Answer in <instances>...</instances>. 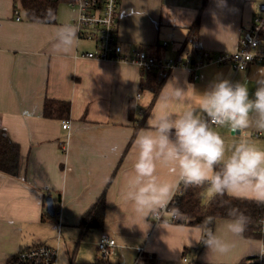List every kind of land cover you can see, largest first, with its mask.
Returning <instances> with one entry per match:
<instances>
[{
	"label": "crops",
	"instance_id": "obj_1",
	"mask_svg": "<svg viewBox=\"0 0 264 264\" xmlns=\"http://www.w3.org/2000/svg\"><path fill=\"white\" fill-rule=\"evenodd\" d=\"M261 1L208 0L199 11L202 0H119L117 38L125 52L138 47L156 58L180 57L191 51L187 34L200 13L195 47L212 55L233 52ZM133 8L135 15L127 14ZM14 10H18L19 20ZM70 15L73 21L76 10L62 3L52 22H32L21 0H0V129L19 145L21 157L16 177L0 172V264H6L22 248L39 243L52 246L44 230L56 225L58 219V240L64 225L78 229L82 214L104 190L102 227L90 231L92 260L86 258L87 244H75L71 264H92L96 243L104 233L115 241L116 256L111 261L119 264H133L140 251L152 264H240L249 258L264 264V238L236 239L226 255L208 252L205 246L197 251L199 243L192 240L196 227L154 223L152 216L147 223L134 221L130 205L123 199L132 163V141L148 126L154 113L164 110L179 114L195 106L200 99L197 93H203L219 78L240 81L252 91L250 77L257 67L264 66L249 65L234 74L227 65H209L198 69L195 78L187 68L175 67L140 126L142 109L152 94L145 91L136 95L144 78L136 66L83 57V53L94 50L95 44L79 37L71 52L53 50L56 25L69 20ZM164 42L167 47L162 46ZM173 89L184 91L186 102L172 101L162 109V94H170ZM130 98H135L138 109L133 123L127 115ZM48 99L70 103L66 129L62 128L63 120L43 116ZM26 111L31 113L30 118L22 115ZM214 130L224 139L226 150L245 135L233 134L227 127ZM246 132L251 142L264 148V131L249 128ZM256 132L260 137L253 135ZM160 175L167 178L163 171ZM47 197L56 207V219L51 222L41 219ZM209 199L206 187L202 202ZM164 217L169 219L165 213ZM223 220L215 221L214 231L220 232Z\"/></svg>",
	"mask_w": 264,
	"mask_h": 264
},
{
	"label": "clouds",
	"instance_id": "obj_2",
	"mask_svg": "<svg viewBox=\"0 0 264 264\" xmlns=\"http://www.w3.org/2000/svg\"><path fill=\"white\" fill-rule=\"evenodd\" d=\"M127 14L135 15V8ZM54 19L49 11L48 22ZM78 30L71 15L56 25L53 50L71 52ZM250 79L252 91L240 81L216 79L203 93H197L200 99L195 106L179 114L161 110L150 117L148 126L132 141V163L123 192L134 221L147 223L150 216L158 218L181 186H206L210 198L226 196L264 205V148L251 142L246 132L249 128L264 131V67H257ZM172 101L185 103L184 91L162 94L161 108ZM22 115L30 118L31 113ZM223 127L233 134L245 133L230 150L214 130ZM161 171L166 179H161ZM173 215L181 214L177 210ZM249 222L244 212L230 207L219 233L213 229L215 217L207 216L196 227L192 240L202 243L208 252L226 255L234 241L243 237Z\"/></svg>",
	"mask_w": 264,
	"mask_h": 264
},
{
	"label": "built area",
	"instance_id": "obj_3",
	"mask_svg": "<svg viewBox=\"0 0 264 264\" xmlns=\"http://www.w3.org/2000/svg\"><path fill=\"white\" fill-rule=\"evenodd\" d=\"M83 3V7L81 4ZM76 10V17L72 22L78 25V37L92 41L94 50L85 52L83 57L128 63L136 66L141 73L154 72L159 77L168 73L175 67L187 68L192 78L194 73L209 65H227L233 73L244 70L249 65L264 66V0L256 6L250 25L239 38L238 45L233 52H221L216 55L207 51L192 54L187 51L176 58H156L146 51L134 47L128 52L123 50L118 41L116 24L118 20L119 0H75L66 3ZM15 19L19 20L18 10H14ZM162 46L167 47L164 42ZM62 128L68 127V121L63 120ZM260 137L261 133L253 134ZM164 210L159 217L152 216L154 223L163 222ZM60 220L56 221L59 230ZM59 234V231H58ZM56 250L46 244H34L19 250L11 256L6 264H56ZM116 256L115 241L110 235L104 233L96 243V254L93 264H108ZM143 252H139L133 264H148L143 261ZM185 261V259H184Z\"/></svg>",
	"mask_w": 264,
	"mask_h": 264
},
{
	"label": "trees",
	"instance_id": "obj_4",
	"mask_svg": "<svg viewBox=\"0 0 264 264\" xmlns=\"http://www.w3.org/2000/svg\"><path fill=\"white\" fill-rule=\"evenodd\" d=\"M208 0H202L200 10L205 6ZM75 0H21L22 8L29 21L43 22L48 20V12L51 11L55 16L59 4L73 3ZM200 14V13H199ZM198 17L188 30L187 42L191 45L192 54H198L199 49L195 47V37L198 28ZM144 78L140 80L136 95H141L145 91H150L151 100L145 108L142 109V118L140 119V126L143 124V118L150 111L154 100L158 96L168 73L159 77L154 72L142 73ZM140 110V109H139ZM138 109L135 106V98H130L127 105L128 120L133 123L134 117ZM42 114L47 119L67 120L70 118V103L58 100H45ZM139 126L134 127V133L130 139L133 140L135 131ZM20 147L12 141L4 129H0V172L15 176L20 168ZM206 186H190L184 188L183 186L176 192L172 200L169 202L167 208L164 210L169 219L163 216V221L177 224L197 227L201 224L207 216L218 219H225L227 209L236 207L244 212L250 218V222L243 234L246 239L263 240L264 230L262 228V219L264 213V205H258L255 202L248 200H238L229 197H215L210 198L206 203L202 202V193ZM56 212L55 205L53 206ZM105 210V190L102 191L98 199L82 214L77 224L79 230L78 241H81L90 231L101 228L103 224ZM181 214L180 216L173 215L174 212ZM42 221H55L56 216H49L45 210L42 212ZM214 227V225H213ZM204 245L199 243L196 250L199 251ZM11 258V257H10ZM9 258V259H10ZM257 258H249L242 261L240 264H256ZM143 261L152 264L151 260L144 255ZM93 264V263H92ZM108 264H119L113 260L108 261Z\"/></svg>",
	"mask_w": 264,
	"mask_h": 264
},
{
	"label": "rangeland",
	"instance_id": "obj_5",
	"mask_svg": "<svg viewBox=\"0 0 264 264\" xmlns=\"http://www.w3.org/2000/svg\"><path fill=\"white\" fill-rule=\"evenodd\" d=\"M204 203V202H203ZM55 225V224H54ZM53 224L47 226L44 230V235L46 236L47 240L50 241V244L56 250V264H69V259L73 260L72 251L75 246H79L80 244H87L85 246L86 254L88 253L86 258H91L92 260V251L90 256V246L92 247V232L88 234V236L84 237L79 243L78 241V229L64 225L62 227V236L60 240L57 239V227ZM56 227V228H55ZM59 242V243H58ZM65 242V243H64ZM72 247V248H71ZM94 251V250H93ZM84 258V256H83Z\"/></svg>",
	"mask_w": 264,
	"mask_h": 264
},
{
	"label": "water",
	"instance_id": "obj_6",
	"mask_svg": "<svg viewBox=\"0 0 264 264\" xmlns=\"http://www.w3.org/2000/svg\"><path fill=\"white\" fill-rule=\"evenodd\" d=\"M46 202V212L49 216H54V208L51 197L45 199ZM69 264H71V259H69Z\"/></svg>",
	"mask_w": 264,
	"mask_h": 264
}]
</instances>
